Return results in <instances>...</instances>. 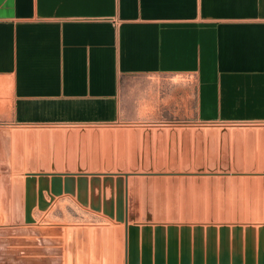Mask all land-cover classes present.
Segmentation results:
<instances>
[{"label": "rangeland", "instance_id": "rangeland-1", "mask_svg": "<svg viewBox=\"0 0 264 264\" xmlns=\"http://www.w3.org/2000/svg\"><path fill=\"white\" fill-rule=\"evenodd\" d=\"M194 80L181 112L0 122V264H264V123L200 120Z\"/></svg>", "mask_w": 264, "mask_h": 264}, {"label": "crops", "instance_id": "crops-1", "mask_svg": "<svg viewBox=\"0 0 264 264\" xmlns=\"http://www.w3.org/2000/svg\"><path fill=\"white\" fill-rule=\"evenodd\" d=\"M179 76L200 120L264 123V0H0L1 123L181 112Z\"/></svg>", "mask_w": 264, "mask_h": 264}, {"label": "water", "instance_id": "water-1", "mask_svg": "<svg viewBox=\"0 0 264 264\" xmlns=\"http://www.w3.org/2000/svg\"><path fill=\"white\" fill-rule=\"evenodd\" d=\"M30 133H32V132H30ZM32 134H35V133H32ZM28 180H29V182L32 181L31 178H29ZM29 190H31V191L28 193L29 200L27 201L25 221L27 223H32V222H34V220L32 218V211H33V208L35 207V205H36V203H37V201H38V199L40 197H39L38 192H37V190L35 188L31 187ZM42 206H43V204H42ZM42 210H45V208H43ZM183 264H187V263L183 262ZM209 264H215V261H214L213 258L210 259V263ZM259 264H262V261Z\"/></svg>", "mask_w": 264, "mask_h": 264}, {"label": "built area", "instance_id": "built-area-1", "mask_svg": "<svg viewBox=\"0 0 264 264\" xmlns=\"http://www.w3.org/2000/svg\"><path fill=\"white\" fill-rule=\"evenodd\" d=\"M56 126H64V125H56Z\"/></svg>", "mask_w": 264, "mask_h": 264}, {"label": "bare ground", "instance_id": "bare-ground-1", "mask_svg": "<svg viewBox=\"0 0 264 264\" xmlns=\"http://www.w3.org/2000/svg\"><path fill=\"white\" fill-rule=\"evenodd\" d=\"M47 252V251H46Z\"/></svg>", "mask_w": 264, "mask_h": 264}]
</instances>
